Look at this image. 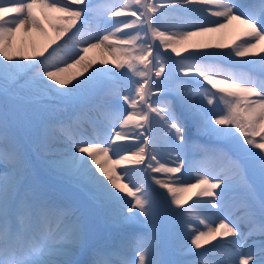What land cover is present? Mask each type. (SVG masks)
<instances>
[{
    "label": "snow or ice",
    "instance_id": "1",
    "mask_svg": "<svg viewBox=\"0 0 264 264\" xmlns=\"http://www.w3.org/2000/svg\"><path fill=\"white\" fill-rule=\"evenodd\" d=\"M196 4L216 9L213 18L191 25L193 30L160 31L158 7L193 11ZM132 5L128 20L111 19L126 16ZM233 20L243 32L231 45H192L181 56L177 44L219 32ZM117 23L122 28L109 27ZM21 33L33 38L28 50L23 40L17 43ZM149 39H159L166 52L180 57L169 54L175 77L165 75L158 46ZM262 41L264 0H167L159 6L147 0L114 5L0 0V264H79L69 258L78 249L90 256L88 264H264V47L252 51ZM92 50L116 58L97 61L88 57ZM237 57L251 74L197 62L235 63ZM77 66L74 74L64 75ZM123 77L131 79V88L121 93ZM161 95L165 99H153ZM120 100L129 106L126 115L117 109ZM83 117L97 130L122 121L121 131L104 146L87 137ZM126 126L135 130V152L123 146L129 140ZM193 128L213 143L200 146V160L186 161ZM160 132L169 156L163 162ZM37 157L60 186L37 171ZM210 159L220 165L211 176L186 183L176 175L186 162L193 167ZM130 166L150 175L166 190L160 195L171 199L162 203L132 182ZM188 189H197L192 196L218 211L235 207L241 214L235 220L225 216L215 226L204 223L201 230L193 226L192 207L176 198ZM74 201L103 208L133 230L112 244L90 245ZM167 238L174 240V250L165 259ZM216 254L215 261L206 258ZM189 256L195 258L185 259Z\"/></svg>",
    "mask_w": 264,
    "mask_h": 264
},
{
    "label": "rangeland",
    "instance_id": "2",
    "mask_svg": "<svg viewBox=\"0 0 264 264\" xmlns=\"http://www.w3.org/2000/svg\"><path fill=\"white\" fill-rule=\"evenodd\" d=\"M108 3L110 2V5H114V4H127L129 3V0H107ZM147 2L149 4H157V0H147ZM95 3H102L100 1H96ZM105 4V3H104ZM135 5H132L130 8L126 9V16H121L124 18V20H128V18L130 17V12L132 10L135 9ZM204 7H209V6H204ZM162 8H158V12L155 14L156 16V20H160V16L162 15L161 12ZM216 10V9H215ZM139 15V14H138ZM115 17L111 18L112 20ZM131 19H135V17H131ZM123 20V19H122ZM137 27H139V24L137 25ZM95 28V26L93 25L92 29ZM124 32H126L125 30H123ZM130 33L134 34L133 30L130 31ZM143 30H141V36H143ZM118 39H125L127 37L123 36V35H118L117 37ZM196 39H201V36H196ZM23 40L24 42H29L31 43V40L29 39V37L24 36L23 33L18 35V42L20 43V41ZM150 43H153L154 46H158L156 50H160L162 49L160 47V45L158 43H156L155 41H152L149 39ZM141 43H143V41H141ZM161 54V58L163 60V62L166 65L167 71L165 73V75L168 74V72H171V75L173 77H175L177 75L176 72V67L175 64L173 63V59H169V54H171V56L175 59L178 60L180 57H175L174 53L171 52H162L159 51ZM88 57L89 58H94L97 61L101 60V59H108L109 61H111L112 59H115L116 57L113 56L111 53L104 51L101 52L100 50H92L88 53ZM199 63H215L218 64L221 68L225 69L226 71H232V72H239L237 69L233 70L231 68H226L224 67L221 63L223 62H218L217 61H197ZM77 68H73V69H69L68 74L67 75H72L74 74L77 70ZM123 71V70H121ZM155 71V69H153V72ZM65 75V74H64ZM131 76V73H130ZM155 77L153 76V79ZM185 83L186 86H190L191 87V80L189 78H185ZM120 84V91L121 93L124 92L123 89H126V91H129L131 88V79L129 77H123L120 79L119 81ZM165 99L164 96H159L156 97L154 96L153 99ZM205 104H206V100H205ZM219 104L221 105V107H223V102L220 101ZM117 109H121L122 111L128 112L129 106L126 104V102H124L123 100H120L119 103L116 105ZM212 107V106H209ZM71 107L68 108V111L71 112ZM83 118H88V117H83ZM80 124H82V122H80ZM131 126H127L126 129H124L123 131L125 132H131L132 131ZM121 131V130H120ZM98 137L99 140L95 142H100L102 143L104 146H107V143L109 142V135L104 133V129H99L98 130ZM192 138L190 140V143L192 144L191 148L187 147L185 149V160L186 161H193V160H200V146L204 145V144H212L213 141L209 140L207 137L205 136H200L197 137L195 135V129H192ZM19 134L21 136H24L25 133L23 132V130H20ZM129 138H130V134H129ZM124 146V144H123ZM160 146V145H159ZM58 147L63 148V144L58 145ZM127 149V148H125ZM129 151V149H127ZM123 154V153H122ZM163 162V161H162ZM199 165H203L206 168V171L208 172V174L213 175L215 173H217L219 170H217V166L219 165V163L215 160H206L203 161L202 163H200ZM170 166H175L174 164H170ZM35 167L37 169V171L41 174L46 176L49 181L54 185V186H60L61 185V181L59 180L58 177H55L53 175H51L50 173H48L47 169L43 166V162L42 160H40V158H36L35 160ZM140 168H142V166H139ZM130 172H135L137 174H140V176L138 177L137 180V184H140L141 186H145L148 190H150L153 195L156 196L158 201H161L162 203H167V200L171 199V196L169 198H167V200L164 199L163 196L160 195V191L158 190L157 186L155 185V183L152 181L151 176L148 174H143L142 172L138 171L137 166H130ZM158 176V178L160 179H173L175 177H169L163 174H153ZM178 177H181L183 179L184 182L186 183H194L196 182V178L197 176H202V171L199 170V168H194V167H189V164L186 162L182 168V172L179 174H176ZM153 184V185H152ZM197 191V190H195ZM195 191H191L190 193H184V191L182 192H178L176 198L185 201L186 204L184 205L185 207H192V212L190 213V216L193 220V226L195 227H199L201 230H206L204 228V223H208V224H212L213 226H215L217 224V221H219L220 219H223L225 216H228L230 219L235 220L237 216H239L241 213L240 211L235 208H222L221 210H217L215 208H213L211 206L210 209H207L203 203V201L201 200H197L195 197L192 196L193 192ZM180 193V195H179ZM182 193V194H181ZM184 194V195H183ZM189 197H192L191 200H189ZM60 199H64L63 196L59 197ZM131 197H127L126 200H130ZM207 206H209L207 203H205ZM73 207H75L77 209V215L81 217L82 221L85 223L87 232H88V237H90L89 231H91V227L94 228L93 234L91 235V239L93 244H112L113 240L115 237H117L118 235H120L121 233H123L124 231L128 230L131 231L133 230L132 228H130L129 226L123 224L120 219L117 218L116 215L106 211L103 208H100L90 202L86 203V204H82L80 201H74L73 202ZM173 207H175L173 205ZM243 227V225H241ZM245 231H247V229L245 228ZM217 243V242H215ZM88 244H89V239H88ZM206 248H210L212 247V245H208L205 246ZM174 250V240L172 238H167L166 239V243H165V255L163 258L168 259V258H172V252ZM244 251H247V248L244 249ZM83 254H85L83 256ZM129 256L134 255L133 253L129 252L128 253ZM72 260L74 261H78L80 264H88V261L90 260V256L88 254L85 253V251L83 249H78V250H74L73 254L71 255ZM81 257H83L82 262ZM195 257H185V259H194ZM206 258L210 261H215L217 259H219V255H208L206 256ZM113 259H117L116 257H114Z\"/></svg>",
    "mask_w": 264,
    "mask_h": 264
},
{
    "label": "bare ground",
    "instance_id": "3",
    "mask_svg": "<svg viewBox=\"0 0 264 264\" xmlns=\"http://www.w3.org/2000/svg\"><path fill=\"white\" fill-rule=\"evenodd\" d=\"M96 1H100L102 3L110 5V2L108 3L107 0H92L93 3H95ZM157 2H158L157 5L159 6V5H162L165 2H167V0H157ZM158 8H162L161 9L162 15L160 16V20H156V23L159 24L160 31H165L169 35H171L174 32L193 30L191 28V25L199 23L200 21L204 20L205 18L212 19L213 17H211V11L215 10L214 8H211V6H209L208 8H210L211 10L205 11L206 7L199 5V4H196L193 6V8H194L193 11H187V10L177 11L175 9H170V8H166V7H158ZM122 19L124 20L123 17H115L113 19V21H121ZM109 27L110 28H114V27H121L122 28V25L117 23L115 25H109ZM92 30H93V34H95V28H93ZM124 30L127 33H130V31H132V29H124ZM242 32H243V26L240 24L239 21L233 20L231 22V24L228 25V27L221 29L219 32L205 33V34L199 35L202 37L201 39H196L195 38L196 36L190 37L187 41H184L182 44H177L176 46L178 47V49H181V56H183V55H185V53H183V51H182V49L184 47L191 48L192 45H200V44H213V45L214 44H228V45H231L233 43V41L237 40V38L242 35ZM29 39L32 42L33 38L29 37ZM17 43L19 44L18 36H17ZM156 43H158L160 45L159 39L156 40ZM30 44L31 43H29V42H24L23 46H24L25 50H28ZM160 47L162 49H160L159 51L166 52L161 45H160ZM260 47H264V41H262L261 44L258 45L257 48L252 50V51H255L258 53ZM167 52H171V50L168 49ZM244 59H247V57ZM223 62H227V61H223ZM227 63L233 64L235 67L238 68V70L240 72L250 74V71L247 70L248 68L246 66H244V64L241 62V58H239V57L235 58V63H232V62H227ZM245 70H246V72H245ZM67 74L68 73H66L65 75H67ZM192 86L193 85L191 82V87ZM187 87L191 88L190 86H187ZM123 90H124V92H127L126 89H123ZM120 112H121V115H126L125 112H123V111H120ZM92 115H95V114H92ZM101 119H105V118L101 117ZM81 122H82L81 127L86 130L87 137L89 139L94 140V141L99 139V138H97L99 135L98 130L94 129L91 126L88 118H82ZM119 123H122V121L118 122L117 124L111 125V126L106 125L103 128L104 133L109 135V137L114 135L115 131L121 130L119 127ZM126 128H127V126L124 129H126ZM134 131L132 129L130 134H133ZM156 134H157V130L154 128L153 135H156ZM159 136L161 137L159 140V143H161V145H160L161 148L158 149L160 152L159 158L162 161H165V160L169 159V156L167 153V145L165 144V142L163 140V133L162 132L159 133ZM123 144H124V148H128L129 151H131V152H134L133 150H136L137 146H138V142L135 141L134 137L132 139L129 138V140L123 142ZM195 166H198V165H195ZM198 168H201V167L198 166ZM202 171L206 172L205 169H202ZM129 176H130V179L132 180V182L136 183L140 174H137L135 172H129ZM156 186L161 193L166 192L165 189H161L158 185H156ZM195 190H197V189H188V190L184 191V193H190L191 191H195ZM179 195H180V193H179ZM170 196L171 195L168 194L167 198H169ZM203 205L207 209L211 208L210 204H208L209 206H207L205 203H203ZM219 222L220 221H217L216 225H218ZM254 238L259 239V237H254ZM227 239H231V237H229ZM215 242H217V241H214L213 244H215ZM249 243H251V240H249ZM69 258L72 259V257H69Z\"/></svg>",
    "mask_w": 264,
    "mask_h": 264
}]
</instances>
